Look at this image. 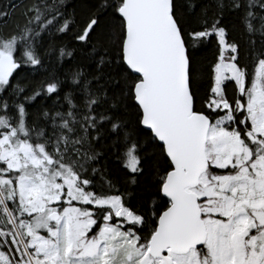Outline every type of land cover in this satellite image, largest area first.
Instances as JSON below:
<instances>
[{"label": "snow or ice", "instance_id": "snow-or-ice-1", "mask_svg": "<svg viewBox=\"0 0 264 264\" xmlns=\"http://www.w3.org/2000/svg\"><path fill=\"white\" fill-rule=\"evenodd\" d=\"M64 7L0 0V264H264V0Z\"/></svg>", "mask_w": 264, "mask_h": 264}, {"label": "trees", "instance_id": "trees-1", "mask_svg": "<svg viewBox=\"0 0 264 264\" xmlns=\"http://www.w3.org/2000/svg\"><path fill=\"white\" fill-rule=\"evenodd\" d=\"M6 2V0H4ZM16 2H20V0H16ZM88 2V0H65V7L64 11L72 16L75 20H79L82 15V4ZM203 3H209V0H202ZM227 2V0H225ZM22 10V9H21ZM225 18L226 23H228L229 28L231 29L234 25L240 26V20L239 15L234 12H230L227 9L225 10ZM17 23H20L21 25L24 23L22 19L19 18V14H17L16 19H9L6 23L0 22V35H7L8 33L12 32L13 29L16 27ZM75 31V28L72 32H69L67 35L64 36L63 40L61 41L62 44L67 45L70 49L76 46V41L73 39V33ZM47 39V38H46ZM216 54V47L215 43H209L206 46H201L195 51V57L199 61V68L200 71L197 73V80L199 82V93L200 95H203L205 89L207 88L208 80H207V68L209 64H211L214 60V56ZM19 56V53L17 54ZM81 58L79 53H76L74 55V58L66 62L63 66L60 64H54L49 65L47 62L45 64V67L48 68V73H45L41 71L39 74H34L31 72H21L20 77L23 78L27 77L28 79H32L33 76H35V79L37 81L44 80V79H51L52 73L55 72V74L61 79H65V74L67 71L76 66L81 64ZM249 71L251 72V67L249 68ZM67 91V87H65L61 93L60 97L64 95V92ZM60 99L59 97L53 96L52 99L43 101L46 105H52L54 101H57ZM199 106V105H198ZM31 111V109H30ZM115 157L112 158H104L99 161V163L96 165L97 167H106L107 169L111 170L112 173L116 174V165L114 163Z\"/></svg>", "mask_w": 264, "mask_h": 264}]
</instances>
